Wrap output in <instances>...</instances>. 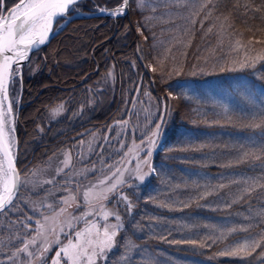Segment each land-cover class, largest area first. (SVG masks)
Here are the masks:
<instances>
[{"label":"trees","instance_id":"1","mask_svg":"<svg viewBox=\"0 0 264 264\" xmlns=\"http://www.w3.org/2000/svg\"><path fill=\"white\" fill-rule=\"evenodd\" d=\"M17 2L3 0L0 11L6 13ZM194 2L183 0L181 6L175 0H154L158 10L151 12L132 0L125 17L73 20L32 55L29 65L37 60L41 64L38 73L28 77L29 67H23L21 107L16 117L20 171L28 161L30 169L44 162L74 131L86 130L87 136L94 132L101 137L114 135L123 120L134 126L126 128L124 137L130 135L139 147L164 118L163 138L151 149L146 180L123 184L105 201L113 205L126 226L102 264L124 263L118 258L129 240L173 263L264 264V241L251 255L219 254L226 248L225 242L264 235V188L244 192L249 187L246 181L264 182V157L236 163L239 151L250 146L248 137L259 132L246 125L249 112L261 109L264 102V59L256 58L264 55V43L257 42L264 41V19H259L264 15V0H212L193 16ZM120 3L82 0L75 10L113 8ZM257 7L261 12L253 11ZM209 10L211 15L205 19ZM237 38L244 43L251 38L253 43L247 49L231 51L229 44ZM149 65L157 70L153 72ZM110 71H114L113 83H106L103 90L99 83ZM240 83L247 88L239 87ZM190 87L200 93L187 90ZM14 88L21 90L19 76L11 85L12 91ZM248 88L255 91L253 96L246 95ZM231 90L236 99L228 95ZM61 101L68 107L66 118L80 103L83 116L76 118L75 128L62 134L55 132L60 122H48L52 132L47 130L44 142H36L34 127L38 123L45 127L48 110ZM147 103L152 106L148 115ZM120 193L131 200L130 211L125 202L117 200ZM19 197L15 207L0 212V249L12 255L23 246L18 237L29 231L26 225L32 217ZM249 224L247 231L240 230ZM227 227L238 231L222 236ZM177 240L196 243H173ZM135 259L126 263L134 264Z\"/></svg>","mask_w":264,"mask_h":264},{"label":"snow or ice","instance_id":"2","mask_svg":"<svg viewBox=\"0 0 264 264\" xmlns=\"http://www.w3.org/2000/svg\"><path fill=\"white\" fill-rule=\"evenodd\" d=\"M175 2L184 6L183 0H175ZM2 3L3 0H0V8H2ZM138 3L142 6L144 0H138ZM77 4L78 0H18L15 6L11 7L6 13L0 11V211L8 207H15L14 200L23 183L14 166L13 148L15 147V137L13 135L14 128L12 127V103L8 98L9 83L19 76L21 62L29 57V54L34 48H38L48 39L49 34L52 32L54 20L58 17H66L70 10H75ZM127 4L128 0H121V6L113 10L110 15H123ZM209 4H212V0H195L192 4V7L196 9L193 16L198 15L200 11L208 8ZM214 7L215 5H213ZM245 10H249L247 5L245 6ZM253 11L261 12V8L257 7ZM210 15L211 10L206 14L205 19ZM259 19H264V15L259 17ZM224 21L227 23V15H224ZM192 22L195 23L194 18ZM227 26L231 27L230 24ZM221 27L223 29L224 25H221ZM211 30L209 28V31ZM257 42L264 43V41ZM252 43L253 40L251 38L246 43L242 42L240 38H237L234 42H230L229 48L231 51L242 48L247 49ZM256 58L264 59V55H258ZM243 66L245 65L242 63L241 67ZM149 67L153 72L157 70L151 65ZM238 86L247 88V85L243 83H240ZM252 103L254 104L255 101H252ZM261 103V109L255 112H249L247 117L249 123L246 125L247 128L259 130V132L254 137H248L250 146H245L239 151L236 157V163H240L249 158L260 160L264 157V102ZM63 111L64 106L61 104L53 110L52 115L55 116ZM224 111L227 113L228 109L224 108ZM162 123H164L163 117L160 118V123L154 125L155 130L151 131L145 153L147 156L151 155V149L156 145L154 138L161 134ZM133 155L135 157V153ZM69 162L70 157L63 161L65 167L69 165ZM128 163L130 164L131 161H128ZM144 163L147 164L148 161L145 160ZM91 171H94V169ZM126 171L127 168L122 169L117 166L102 179L97 178L95 183L89 184L82 194L85 210L79 218L69 214L66 220L62 223L60 222L59 218L65 216L67 207L76 201V195L70 192L68 197L61 200L59 210L52 216H43V220L35 221L37 225L34 229L36 236H43L45 232L57 234L58 230V233L64 235L67 240L66 244H61L59 238L54 241L55 244L59 245V248L55 253V261L53 264H61L62 258L64 264H96L98 258L106 259L105 252L113 248L115 238L123 228V224L120 222L121 217L119 213L109 211L103 201H107L110 195L115 194L118 186L125 184L124 172ZM83 174L82 172L81 175ZM147 175L148 173L142 170L141 164L138 161L132 173L133 179L143 183ZM52 182L45 181V183ZM246 182L249 184V187L244 189L245 193H250L257 187L264 188V182L258 183L256 179ZM118 198L125 202L127 209L130 211L133 205L129 197L120 193ZM47 207L51 209L52 205L48 204ZM94 215L98 219L89 221L88 217ZM110 217L114 218L117 223H109ZM28 219L31 220L32 217H28ZM78 219H82L86 226L82 230L76 229L72 232ZM98 220L105 221L103 226ZM250 227L251 224L244 225L240 230L247 231ZM65 229H68V231L66 232ZM237 231V227H227L221 232V235L225 236L228 233H235ZM262 241H264V235L251 236L233 243L219 254L233 257L241 256L242 254L251 255L256 248L260 247ZM36 243L35 236L27 239L26 242H23V247H17L14 255L19 256L23 253L28 257H33L34 253L30 251L29 246L32 245L35 247ZM173 243H196V241L177 240L173 241ZM131 246V242H129V247ZM48 247V241L45 240L43 251H47ZM61 254H63V257Z\"/></svg>","mask_w":264,"mask_h":264},{"label":"rangeland","instance_id":"3","mask_svg":"<svg viewBox=\"0 0 264 264\" xmlns=\"http://www.w3.org/2000/svg\"><path fill=\"white\" fill-rule=\"evenodd\" d=\"M137 4L142 9L147 8L152 10L151 12H156L158 10V8H156L155 6L156 3H154V0H144L142 6L139 5L137 0ZM117 6L118 5H116L115 7ZM77 11L80 10L79 9L72 10V12H77ZM184 12L185 11L179 13L183 15ZM185 21L186 20H182L181 23ZM30 61L25 66L29 67L28 77H33L36 73H38L41 70V64L37 62V60H35V62L29 65ZM113 80H114V71L113 72L110 71L108 77L104 76L101 79L99 83V87H101L103 90H106L107 89V86H105L106 83H108V86H110L112 85ZM13 82L14 80L12 81V84ZM101 82H103L104 84L101 85ZM248 89L245 92L246 95L253 96L255 94V91L252 90V88H248ZM187 90L193 91L197 95L200 93L197 89L195 90L193 87H190ZM228 95L233 96L235 99L237 98L235 91L231 90L230 92H228ZM21 96H22V84H21L20 92H19V88H14V91L10 93V102L12 103V109H13L12 127L14 128L13 135L15 137V147L13 148V151L16 153V155L18 154V150H19L18 149L19 138L17 133L18 129H17L16 117L21 107ZM103 96H104V92L102 97ZM105 96H106V91H105ZM97 97L99 98L98 94ZM102 97L101 99L99 98L100 99L99 101L101 102H103ZM90 101H94V99L93 100L90 99ZM61 104H63L64 106V111L53 116L52 115L53 110L59 107ZM147 104H146L147 106L145 107L146 109L145 114L148 115V113L152 109L151 108L152 106L150 105V103ZM83 106L84 105L81 103L76 105V107H74L73 109L74 112L68 115L67 118L66 115L68 113V107L65 106V102L61 101L56 103L54 106H52L50 110H48L49 112L48 115L45 117L46 118L45 121L43 120L45 123V127L43 126L42 123H38L34 127L36 130L34 132V139H36V142H44L43 137L49 131H51L49 129L48 122H53V121L60 122V125L58 126L61 127L57 128V130L55 131L57 134L60 133L62 134V132L67 133L70 129L72 130L73 128H75V126L78 124V122H76L77 121L76 118H78L80 114L81 116H83L82 115L84 111ZM83 119L87 120V116H85ZM118 123L119 126L117 127V129L114 130V135L113 132H111L109 136L105 134L103 137H101L100 134L94 132L87 136L86 130H77L74 131L73 133H69L66 139L64 140V144L60 146V148H58L57 150L48 154L49 156L48 158H46V160H44V162L42 161L38 163L36 167L31 169L29 168V163H30L29 161L25 164L24 171H20L21 181L23 182L21 188L23 190L19 192L20 193L19 198H20V203L24 205L25 208H27L29 211H31L32 219L30 220L31 221L30 224L26 225L29 231L26 232L25 230L24 233L22 232L21 236L18 238L22 239L21 243L23 244V242H26L27 239L32 238L33 236L36 237L37 243L35 247H33L32 245L29 246L30 251L34 253V256L28 257L26 254L23 253H21L19 256H16L14 254L12 255L13 252L10 254L8 250L2 248L0 249V256L3 257L5 256V257L0 260V264H29V262H31V264H53V262L55 261V253L59 248V245L55 244L54 241L57 238H59L61 244H66L67 240L64 235L58 233V230H57V234H53L51 232H45L43 236H36V233L34 231V229L37 227L35 223L36 220H43V216H52L56 211L59 210L61 206L60 204L61 200L63 198L68 197L70 192L76 195V201L72 202L70 206L67 207L65 216L59 218L60 222L62 223L64 220H66L69 214L79 218V216L85 210L82 201V194L86 190L87 186L91 183H95L97 178L102 179L104 176L108 175L112 170H114V168L117 166L121 167L122 169L127 168V171L124 172L125 183L129 181H137L133 179L132 173L134 172L135 165L138 161L140 162L141 168L145 173H148L147 171H150V162H149L150 156H145L144 154L142 155V153H146L147 151L149 138H147L145 144L137 147V144L134 142V139H130L131 138L130 135L127 138L124 137V134H126L125 133L126 128L130 126L131 128H134L133 124L131 122H127L123 120L119 121ZM130 134H132V132ZM161 138H163V136L159 135L157 137L156 143H158ZM25 139L26 136L25 138H22V141ZM47 140L48 139H46V141ZM115 144H117L116 147ZM24 150H25L24 154L26 155L27 150L25 148ZM133 153H135V157ZM68 157H70V162L69 165L65 167L63 161ZM145 160L148 161L147 164L144 163ZM128 161H131V163L129 164ZM93 169L94 171H91ZM82 172L84 173L83 175H81ZM45 181H53V182L45 183ZM109 183H111V181H109ZM122 185L118 186V188L121 187ZM118 197L119 194L117 196V200L119 201ZM17 198L15 199V201L17 200ZM77 203H79L83 208L82 209L76 208ZM103 203L106 205L105 201H103ZM48 204L52 205L51 209L47 207ZM106 206L109 211L117 212L115 208L113 209L112 207L113 205H106ZM120 217H121L120 222L123 224V228H124L126 226V222L121 215ZM94 219H98V217L96 215L88 217L89 221H92ZM98 222L102 226L105 223V221L103 220H98ZM108 222L117 223V221L112 217L109 218ZM85 226H86L85 222L82 219H78V222H76L75 228L72 229V232H74L76 229L82 230ZM30 231L31 233L29 234ZM65 231L67 232L68 229H65ZM116 238L113 248L110 251L105 252L106 259L98 258L96 264L98 263L102 264V262L109 259L112 250L115 249ZM246 238L249 237H241L238 239L239 241H241ZM45 240L49 241V247L47 251H43V245ZM233 241L234 240H232L231 242H225L226 244L225 247L226 248L230 247ZM129 242L131 241L130 240L128 241L125 252L122 255H120L121 257L119 256L118 258V261L121 262L122 260L124 261V263L122 262V264L130 263L131 261H133L134 257H136L135 261L133 262L134 264H181V263H173L170 260H164V259H162L163 260L162 261L160 260L161 258L158 255L154 253L152 254V252L143 249L141 246H135L134 243L132 242H131L132 246L129 247ZM140 248H142L143 250H140ZM40 253H42L41 257H40ZM61 255L63 257V254ZM262 258L264 259V253L262 254ZM61 264H64L63 258L61 260Z\"/></svg>","mask_w":264,"mask_h":264},{"label":"water","instance_id":"4","mask_svg":"<svg viewBox=\"0 0 264 264\" xmlns=\"http://www.w3.org/2000/svg\"><path fill=\"white\" fill-rule=\"evenodd\" d=\"M80 1H82V0H78V2H80ZM131 1L132 0H128V4L125 6V10H124V14L123 15H118V16L110 15V13L113 10H115L118 7L121 6V4H120V5H118L117 7H114V8H102V9H99V10H96V11H77V12L71 13L72 10H70L66 17H58L56 20H54L52 32L49 34L48 39L45 41V43L40 45L38 48H34L33 51L29 54V57L26 60L21 62L20 74H19V79L21 81V84H22V81H23L22 80V77H23V66L26 65L31 60V57H32L33 53L37 52L42 47L48 45L55 36H57L59 33H61L68 26V24L70 22H72L73 20H76V19H81V18L105 17V18H110V19H116V18L125 17L126 15H128V13L130 11ZM14 68H15V65H14ZM10 86H11V82L9 83V88H8L9 101H10ZM6 103H7V101H6ZM13 157H14V166L16 167L17 172L19 173V176H20V179H21V172H20L18 164H17V155H16V153L14 151H13ZM6 209L7 208H5V210ZM3 211H0V212H3Z\"/></svg>","mask_w":264,"mask_h":264},{"label":"flooded vegetation","instance_id":"5","mask_svg":"<svg viewBox=\"0 0 264 264\" xmlns=\"http://www.w3.org/2000/svg\"><path fill=\"white\" fill-rule=\"evenodd\" d=\"M78 204L79 203H77L76 204V208H80V209H82L83 207L79 204V206H78ZM52 237V236H51ZM52 239V238H51ZM49 240H50V238H49ZM48 244H49V241H48ZM23 247V246H22ZM42 256V253H40V257Z\"/></svg>","mask_w":264,"mask_h":264}]
</instances>
